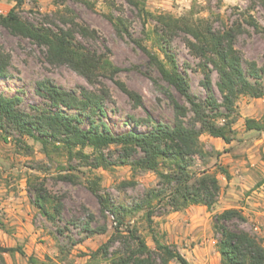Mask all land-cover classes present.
I'll return each instance as SVG.
<instances>
[{
    "label": "rangeland",
    "instance_id": "obj_1",
    "mask_svg": "<svg viewBox=\"0 0 264 264\" xmlns=\"http://www.w3.org/2000/svg\"><path fill=\"white\" fill-rule=\"evenodd\" d=\"M14 6L15 0H0V14H6ZM16 10L22 19L53 28L62 26L60 13H72L76 21L97 31L100 41L96 45L104 43L111 62L121 68L116 79L141 97V105L134 106L113 81L102 78L111 95V101L104 105V122L113 133L147 132L152 122L172 125L175 117L172 99L187 106L174 88L148 64L146 53L133 39L163 61L161 47L165 46L186 77L195 98L202 100L206 96L200 83L202 74L198 59L190 53L181 33L171 35L162 31L157 22L158 15H187L207 19L215 27L238 28L235 48L244 60L254 62L260 69L255 81L264 90V0H146L144 11L127 0H63L61 5L54 0H24ZM111 16L123 21L131 37L114 29L109 21ZM156 31L165 35L161 43ZM0 49L9 55L6 76L0 77V93L20 95L21 106L26 110H30V106L48 107V101L37 91L39 81H49L67 90H78L82 86L92 89L68 66L48 63L42 47L27 38L10 34L1 25ZM216 80V74L212 73L213 88L220 99ZM263 115L264 95L260 98L240 96L229 118L234 120L232 126L238 127L243 118L257 119ZM223 121L218 118V123ZM199 140L203 153L194 157L191 170H217L216 163L224 166L219 157L222 141L207 134H202ZM77 151L78 147L68 151L61 141L42 148L38 141L18 133L9 134L6 141L0 138V246H18L26 254L2 253L4 264H29V255L37 259V264H107L102 256L90 255L110 237L116 221L109 210L100 212V205L86 187L88 180L99 183V193L110 204L130 208L131 213H120L124 223L119 230L124 236L126 230H134L154 249L152 234H155L162 244L174 245L182 252L189 264L219 262L220 256L216 254L219 234L212 229L213 215L219 211L214 206L199 209L197 206L201 205H195L194 213L200 220L195 222L194 217L182 215L190 205L179 211H172L165 205V197L162 200L164 190L155 172L119 163L122 151L115 145L102 151L108 164L106 167H93L94 153L90 147L82 150L84 157ZM160 170L166 171V164L161 165ZM63 175L69 176L71 181L61 179ZM39 185L61 203L59 217L54 221L42 215L34 204ZM149 190L160 196L151 199L154 213L150 222L145 218L144 210L132 209ZM87 226L91 230L104 226L106 231L89 233ZM237 227L255 235L264 245V238L252 224L244 221ZM120 248L116 241L110 245L109 252ZM151 260L153 264H160L157 258ZM168 264L179 263L170 260Z\"/></svg>",
    "mask_w": 264,
    "mask_h": 264
},
{
    "label": "trees",
    "instance_id": "obj_2",
    "mask_svg": "<svg viewBox=\"0 0 264 264\" xmlns=\"http://www.w3.org/2000/svg\"><path fill=\"white\" fill-rule=\"evenodd\" d=\"M23 1L15 0L14 7L6 14H0V25L10 34L27 38L42 47L48 63L68 66L82 76L92 89L82 86L78 90H67L49 81H39L37 91L49 104L46 108L30 106V110L22 108L20 95L0 93V138L6 141L9 134L18 133L38 141L42 148L55 141H61L68 151L78 147L77 153L83 157L85 154L82 150L90 147L94 153L93 167H106L108 164L102 151L110 145H115L122 151L119 163L127 164L133 169L155 172L162 185L161 189L164 190L162 200L165 197V205L172 211H179L189 205H203L211 209L220 189L217 173L224 174L226 178L229 175L227 169L217 163V170H191L194 157L203 153L199 137L207 134L229 143L235 133L232 126L234 120L229 117L234 112L236 100L240 96L260 98L264 95V90L255 81L260 75V69L254 62L244 60L235 48L239 29L215 27L207 19L187 15L156 16L162 31L171 35L181 33L190 53L198 59L197 65L202 74L200 83L206 96L202 100L195 98L186 77L165 46L161 47L165 59L163 61L140 41L133 39L132 41L146 53L148 64L174 88L187 106L172 99L175 116L172 125L152 122V127L147 132L130 130L113 133L104 122V105L105 102L111 101V95L102 78L113 81L134 106L141 105V97L116 79L121 68L111 62L108 47L104 43L101 46L96 45L98 40L100 41L97 31L76 21L72 13L59 14L62 26L58 28L35 25L22 19L16 9ZM54 1L61 5L63 0ZM127 1L144 11L146 0ZM109 21L117 32L131 37L120 18L111 16ZM156 32L161 43L165 35L163 32ZM8 62L9 55L0 49V77L6 76ZM212 73L217 77L215 86L220 99L213 88ZM218 118L224 121L218 123ZM244 127L264 133V115L258 119L246 117ZM163 164H166V171L160 170ZM60 177L71 181L69 176ZM86 183L88 191L100 205V212L103 214L105 210H109L111 217L116 221L113 233L91 253V257L100 255L107 264H153V258H157L160 264H168L170 260L189 264L174 245L162 244L155 234H152L154 249H151L145 239L134 230H126L127 234L124 236L119 230V226L124 223L120 213H131L130 208L110 204L99 193L97 181L88 180ZM154 197H160L159 193L149 190L144 199L132 208L137 211L144 210L145 218L149 222L154 213L151 208V199ZM54 200L43 186L36 188L34 204L42 215L53 221L59 217L61 207V203L56 200L53 202ZM212 219V229L219 234L216 245L220 259L217 264H264V245L261 240L237 227L245 221L240 209H224L214 214ZM86 229L89 233L106 231L104 226L92 230L87 226ZM116 241L120 243L121 248L109 252L110 245ZM14 252L26 255L18 246H0V264H4L2 253ZM27 259L29 264H37L34 256L29 255Z\"/></svg>",
    "mask_w": 264,
    "mask_h": 264
},
{
    "label": "crops",
    "instance_id": "obj_3",
    "mask_svg": "<svg viewBox=\"0 0 264 264\" xmlns=\"http://www.w3.org/2000/svg\"><path fill=\"white\" fill-rule=\"evenodd\" d=\"M233 128L235 133L229 143L211 137L222 141L219 157L229 175L226 178L224 174L217 173L220 189L213 206L219 212L228 208L240 209L246 224H252L264 238V133L245 129L244 118L240 126ZM194 207L190 205L182 215H190L199 222ZM197 207L201 209L204 206ZM216 254L219 256L218 252Z\"/></svg>",
    "mask_w": 264,
    "mask_h": 264
},
{
    "label": "built area",
    "instance_id": "obj_4",
    "mask_svg": "<svg viewBox=\"0 0 264 264\" xmlns=\"http://www.w3.org/2000/svg\"><path fill=\"white\" fill-rule=\"evenodd\" d=\"M0 12H1V10H0Z\"/></svg>",
    "mask_w": 264,
    "mask_h": 264
}]
</instances>
